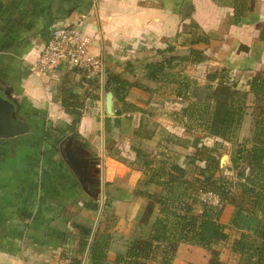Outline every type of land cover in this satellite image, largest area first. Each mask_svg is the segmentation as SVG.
<instances>
[{
    "label": "crops",
    "instance_id": "crops-1",
    "mask_svg": "<svg viewBox=\"0 0 264 264\" xmlns=\"http://www.w3.org/2000/svg\"><path fill=\"white\" fill-rule=\"evenodd\" d=\"M186 1L0 0V87L18 117L40 127L0 138V264H92L98 231L112 237L107 262L131 255L162 264L164 244L152 254L130 245L150 237L161 209L136 192L139 182L146 170L156 173L165 163L194 165L186 159L198 147L183 116L191 101H214L222 84L248 90L251 76L264 80V0H189L183 18ZM71 24L92 39L93 53L105 63L102 77L88 79L67 64L48 74L34 69L53 31ZM204 35L208 42L199 39ZM164 60V70L152 78L146 65ZM110 74L133 83L129 105L112 91L113 115L106 109ZM261 96L248 94L240 141L250 133L254 107L264 105ZM68 108L82 112L75 128ZM48 126L55 129L51 137L44 134ZM70 139L88 170L84 182L64 155ZM199 140V147L222 141ZM223 143L220 170L231 173L232 144ZM148 189L161 187L150 183ZM223 205L230 239L220 260L240 264L232 242L258 231L260 213L253 204ZM211 257L207 248L181 242L172 264H208Z\"/></svg>",
    "mask_w": 264,
    "mask_h": 264
},
{
    "label": "trees",
    "instance_id": "trees-1",
    "mask_svg": "<svg viewBox=\"0 0 264 264\" xmlns=\"http://www.w3.org/2000/svg\"><path fill=\"white\" fill-rule=\"evenodd\" d=\"M262 33L264 36V30ZM200 38L209 41L207 35ZM165 61L146 65L151 71L152 78L164 70ZM106 82L109 85L108 90L113 91L124 105H129L126 102V92L133 83L123 80L117 74H110ZM248 84V90L239 89L237 82L231 86L222 84L214 92V101L196 99L183 109L187 131L197 142L205 136H215L222 141H216L212 147L207 145L198 147L199 144H196L197 151L190 156L189 163L196 165L198 161H205V166H198V175L189 177L188 170L178 163H165L156 173L146 170L136 192L159 203L161 209L150 237H136L130 243L132 249L152 254L159 245L164 244L162 264H172L179 244L185 242L207 248L212 255L208 264H222L221 246L230 239L227 226L221 222L223 206L201 199L199 192H218L223 199L229 197V191L214 172L220 170L219 157L224 147L223 141H228L232 144L234 168L239 167L241 163L245 165L244 170L239 173L240 180L237 186L247 199V203L253 204L259 211L261 222L255 234L243 232L240 237L233 240L232 251L241 255L240 264H264V105L255 106L251 113L250 136L243 142L239 139L248 94L253 92L260 99L263 98L261 95H264V80L259 76H251L248 78ZM193 94L194 90L190 97H193ZM68 111L75 115L71 125V128H75L82 112L77 108L71 110L68 108ZM36 130L39 131L40 127L33 126V132ZM54 130L48 126L44 134L51 137ZM136 152L138 156H147L140 149H136ZM146 164L148 166L150 161L148 160ZM150 183L159 185L161 191L151 193L141 188ZM232 200L233 198L231 203H235ZM195 205L201 207L200 211L196 212ZM111 240L108 232L96 233L90 248L92 264H154L131 255H118L114 263L107 262Z\"/></svg>",
    "mask_w": 264,
    "mask_h": 264
},
{
    "label": "built area",
    "instance_id": "built-area-1",
    "mask_svg": "<svg viewBox=\"0 0 264 264\" xmlns=\"http://www.w3.org/2000/svg\"><path fill=\"white\" fill-rule=\"evenodd\" d=\"M62 64L82 70L88 79L105 74L103 58L92 51V39L76 24L60 26L53 31L34 69L41 74H48ZM202 195V199L206 201L214 197L212 192Z\"/></svg>",
    "mask_w": 264,
    "mask_h": 264
},
{
    "label": "water",
    "instance_id": "water-1",
    "mask_svg": "<svg viewBox=\"0 0 264 264\" xmlns=\"http://www.w3.org/2000/svg\"><path fill=\"white\" fill-rule=\"evenodd\" d=\"M190 11V1L187 0L182 8V16L185 18ZM114 93L109 91L106 96V109L110 115L114 114ZM17 105L0 87V138L16 137L32 131V126L25 118L16 115ZM64 155L75 170L82 175V181L88 179L84 168L85 162L78 157L72 149V139L66 142Z\"/></svg>",
    "mask_w": 264,
    "mask_h": 264
},
{
    "label": "rangeland",
    "instance_id": "rangeland-1",
    "mask_svg": "<svg viewBox=\"0 0 264 264\" xmlns=\"http://www.w3.org/2000/svg\"><path fill=\"white\" fill-rule=\"evenodd\" d=\"M263 100V98H261ZM261 102V100H259L257 103ZM16 115L18 116V112H16ZM51 127V126H50ZM33 130V128H32ZM32 132V131H31ZM250 136V133L247 137ZM246 137V138H247ZM202 139V138H201ZM201 141L199 140V142H197V140L195 139V141L192 142V146L196 147V144H199ZM243 142V141H240ZM199 147V145H198ZM197 148V147H196ZM223 150H221V155L223 154ZM231 159H232V150H231ZM181 157L178 159V161H181ZM186 160H190V156L187 157ZM233 164V163H232ZM203 165V164H202ZM199 165H190L188 167V176L192 177L194 175H198L199 174ZM205 166V165H204ZM233 166V165H232ZM233 169H231V173L227 170H218V171H214L216 174V177L220 180V182L226 186L227 190L229 191V197L227 196L225 199H223L220 194L218 192H212V195L214 196L209 202L213 203L215 205L218 206H224L223 204H227V203H231V199L233 198V202L235 203H242V204H246L247 203V199L244 198V195L241 193V190L239 189V187L237 186L238 181L240 180V176L239 173L244 170L245 165H243L241 163V165L237 168H234V166L232 167ZM248 169H246L247 171ZM149 185V184H148ZM148 185L141 187L143 188V190H148V192H157L155 191V189H148ZM161 191V189H160ZM207 192H203L200 191L199 192V196L201 194H205ZM201 198V197H200ZM244 199V200H242ZM247 205H250L249 202L247 203ZM196 208V212H198V210H200L201 208L198 207V205H195Z\"/></svg>",
    "mask_w": 264,
    "mask_h": 264
}]
</instances>
